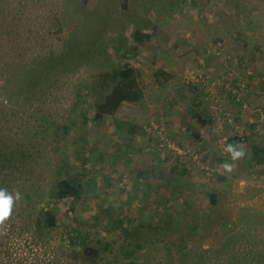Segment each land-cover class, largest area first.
I'll return each instance as SVG.
<instances>
[{
	"label": "rangeland",
	"instance_id": "obj_1",
	"mask_svg": "<svg viewBox=\"0 0 264 264\" xmlns=\"http://www.w3.org/2000/svg\"><path fill=\"white\" fill-rule=\"evenodd\" d=\"M23 1L13 7L39 32L20 39L21 58L29 64L39 51L57 45L49 38L52 16L59 13L70 33L77 15L71 0ZM79 1L89 9L98 5V0ZM99 2L111 6L101 33L111 56L122 45L134 46L135 31L146 37L135 45L136 51L129 52L127 61L142 73L136 92L115 117L95 122L88 86L94 85L93 77L102 67L76 68L75 74L45 89L41 100L27 103L24 120L5 130L8 147L11 141L13 148V142L21 146L20 126L23 122L30 126L34 117L39 125L43 119L56 129L57 144L49 129V137L27 141L22 147L30 154L24 163L28 173L15 172L23 157L19 149L13 169L8 162L4 175L16 177L20 186L31 185L43 197L41 205L48 203L55 213L58 227L48 245L59 246L57 264H82L76 259L78 248L66 240L65 225L73 235L82 234L84 245L106 249L105 261L98 264H193L181 257L182 245L194 250L224 247L210 264H264L263 141L253 139L249 144L244 132L235 136V120L229 119L241 120L232 111L244 104L243 124L264 140V123L255 116L257 109L264 113V0ZM96 29L94 25L90 32ZM0 47L6 52L5 42L0 41ZM153 77L158 87L150 81ZM242 84L247 86L240 89ZM244 96L256 101L251 106ZM220 103L232 105L231 111ZM2 104L19 116L25 109ZM32 109L37 112L33 117ZM203 119L212 120L208 128L202 129ZM202 135L210 141L207 145L201 143ZM226 144L245 152L231 173L220 167L226 161L233 163L224 152ZM248 144L258 150L250 152ZM177 151L185 158H179ZM193 153L199 158L191 159ZM61 166L85 174L84 193L77 202H57L48 196L55 170ZM43 247L42 240L33 247L40 258Z\"/></svg>",
	"mask_w": 264,
	"mask_h": 264
},
{
	"label": "trees",
	"instance_id": "obj_2",
	"mask_svg": "<svg viewBox=\"0 0 264 264\" xmlns=\"http://www.w3.org/2000/svg\"><path fill=\"white\" fill-rule=\"evenodd\" d=\"M14 4L21 6L24 1L0 0V41L6 44V52L3 47H0V96L2 97L0 98V107H2L0 109V188H7L9 191L19 190L23 198L14 206L12 216L4 225L0 226V264H57L58 259L54 257L58 255L56 248L59 246L48 245L51 234L58 227L55 213L47 207L48 203L46 206L43 203L41 205L43 197L40 198L31 185L20 186L15 183L16 177L4 175L8 169V162L13 169L14 160L19 158L13 159L14 154L19 149L23 157L20 158L19 164L14 167L18 166L15 172L18 173V176L21 173H28L30 170L24 167V163L27 161V155L30 154L25 153L26 151L22 147L27 141L49 137L46 135L49 129H52V134L55 136L54 143L57 144L56 129L53 128L52 122L47 123L43 119L40 121V125L45 128H42L39 125V119L34 117L30 121V126L27 122H23V126H20L21 146L13 142V148L11 141H9L10 147H8L5 130L10 129L14 121H19V123L22 121V114L27 110L25 108L27 103L33 99L41 100L44 97L43 91L45 89L60 81L63 76L75 74L76 68L81 70L82 68L85 69L86 66L93 65L102 67L99 73L93 77L95 78L94 85L88 86L90 89L89 98L92 100L93 121L99 122L104 117H115L121 105L128 101L138 88L142 73L127 61L129 52L136 51L135 45L143 42L146 37L139 31H135L132 39L134 46L122 45L116 50L113 57L106 50V44L101 35L103 24L108 20L106 14L111 13V6L106 8L98 0L96 8L89 9L86 7L87 3L71 0L70 4L73 5L77 15L75 29L67 33L68 23L61 18L59 13L54 14L51 18V23H54L53 28L49 31L51 36L49 38L55 40L57 45L39 51L34 56L35 58L26 64L21 58L20 39L31 37V34L38 35L39 32L35 23L23 19L19 9L13 7ZM124 7L125 5H123ZM94 25H97L96 31L90 32ZM87 33L88 37L89 35H93V37L87 39ZM52 36H57V39ZM15 38L19 41V48L16 46ZM38 42L35 41V45ZM3 102L12 105L14 108L23 109L24 107L25 109L19 116L15 110L7 109L2 104ZM35 111L32 109V113H28L33 117L34 113H37ZM26 113L24 114L26 115ZM66 127L63 128L62 135L67 130ZM31 170H33L32 166ZM13 172L11 170V173ZM84 181L85 174L83 172L61 166L55 170L53 185L48 196L57 202L63 200L77 202L83 196ZM210 204L212 206L216 204L213 195ZM140 227L139 225V234L142 230ZM63 229L68 243L78 248L76 259L82 261V264H98L99 261H105L106 249L84 245V241H82L84 239H81L82 234L73 235L68 225H65ZM41 240L44 246L41 254L42 259L38 257L33 248ZM181 248L183 249L181 257L193 264H210L212 257L224 251V247L221 249L198 248L194 250L182 245ZM191 259L194 261H190ZM116 262L118 263V259H115ZM59 264L70 263L59 261ZM258 264L263 263L258 262Z\"/></svg>",
	"mask_w": 264,
	"mask_h": 264
},
{
	"label": "clouds",
	"instance_id": "obj_3",
	"mask_svg": "<svg viewBox=\"0 0 264 264\" xmlns=\"http://www.w3.org/2000/svg\"><path fill=\"white\" fill-rule=\"evenodd\" d=\"M224 152L228 154L233 163L224 162L220 167L226 172L231 173L235 167L234 162L244 157L245 152L242 147L235 144H226ZM19 190L9 191L7 188H0V226L12 216L14 206L22 200Z\"/></svg>",
	"mask_w": 264,
	"mask_h": 264
},
{
	"label": "crops",
	"instance_id": "obj_4",
	"mask_svg": "<svg viewBox=\"0 0 264 264\" xmlns=\"http://www.w3.org/2000/svg\"><path fill=\"white\" fill-rule=\"evenodd\" d=\"M155 76V75H154ZM153 79H154V77H153ZM150 80V81H152V83H155V85L154 86H156V87H158V85H157V83H158V80ZM252 79V78H251ZM217 92V91H216ZM215 92V93H216ZM215 93H213L214 95H215ZM228 98H232V96L230 95V94H233V93H230V91H228ZM219 95V93H217L215 96H218ZM222 95V94H221ZM206 97V95H205V92L204 91H202V94H201V99L202 100H204V98ZM225 97L224 96H222V100H224L225 101V99H224ZM226 99L227 101H229V99ZM251 99H247V96H244V99L245 100H248L249 101V103H250V105L252 106V104L254 103V100L255 99H253V96H251L250 97ZM256 101V100H255ZM259 102L261 101V97H260V99L258 100ZM246 102V101H245ZM226 104H227V102H225ZM244 103V102H243ZM224 103H220V107H222V106H224L223 105ZM225 104V105H226ZM249 105V106H250ZM243 106H244V104H242V106H241V108H243ZM250 106V107H251ZM231 107H232V105H230V106H224V109L226 110V108L228 109V110H226L227 112H230L231 111ZM241 108H238L236 111L235 110H233L232 111V113L233 114H237V113H239L240 115H239V118L241 119V120H239L237 117H232V118H229V119H233V120H235V126L233 127V129H234V131H235V136H240V134L241 133H243L244 132V134H247V135H249V137H247V142H249V144H250V140H253V139H261L263 142H262V145H261V150L262 151H264V146H263V144H264V140L262 139V137L260 138V137H258V136H260V134L258 133V132H254V131H252L251 130V127H245V124H243V122H245L246 123V118H241V114L243 115L244 114V117H245V115L247 116V113H246V110H242ZM233 109V108H232ZM210 121H212L211 119L209 120V121H206V120H201V123H202V129H204L205 127H207V123H211ZM254 124H258V123H254ZM177 125V124H176ZM208 128V127H207ZM253 129H255V127H253ZM220 134H222V132H220ZM204 135H202V137H201V143L204 145V144H206L207 145V143H209L210 141L209 140H206V139H204ZM206 138V137H205ZM223 140H225V139H223ZM214 141V143L216 142L215 140H213ZM257 142V141H256ZM255 142V144L257 145L258 143H256ZM249 144H248V149H249V151L250 152H254L255 151V146L254 145H252L251 147L249 146ZM206 149V148H205ZM207 150V149H206ZM258 149H256V151H257Z\"/></svg>",
	"mask_w": 264,
	"mask_h": 264
},
{
	"label": "built area",
	"instance_id": "obj_5",
	"mask_svg": "<svg viewBox=\"0 0 264 264\" xmlns=\"http://www.w3.org/2000/svg\"><path fill=\"white\" fill-rule=\"evenodd\" d=\"M244 67H247V65H244ZM251 74V73H250ZM247 85H245V84H242L241 86H240V89H242V88H245ZM230 93H232L231 91H230ZM238 100V99H237ZM243 108H245L244 106H243ZM256 111V110H255ZM257 114H255V116L257 115L258 117H259V119H256L258 122H260V123H264V113H263V111L261 110V109H257ZM250 122L252 123L253 121L252 120H250ZM241 139V141L243 142L244 141V138L243 137H241L240 138ZM161 147V146H160ZM162 148V147H161ZM165 150H167L165 147H164V149H163V152H162V154H164V151ZM177 153H178V155H179V158H185V153L184 152H182V151H177ZM190 158L191 159H193V160H195V159H198L199 158V156H198V154L197 153H193L192 155H190Z\"/></svg>",
	"mask_w": 264,
	"mask_h": 264
}]
</instances>
